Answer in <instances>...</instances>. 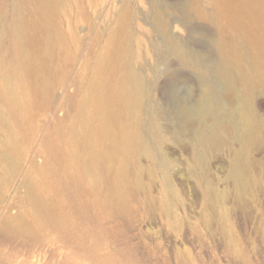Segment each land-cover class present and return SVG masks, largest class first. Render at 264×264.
Masks as SVG:
<instances>
[{
    "label": "rangeland",
    "instance_id": "374dc122",
    "mask_svg": "<svg viewBox=\"0 0 264 264\" xmlns=\"http://www.w3.org/2000/svg\"><path fill=\"white\" fill-rule=\"evenodd\" d=\"M19 1L39 0H0V264H264V0H56L22 46Z\"/></svg>",
    "mask_w": 264,
    "mask_h": 264
},
{
    "label": "bare ground",
    "instance_id": "6f19581e",
    "mask_svg": "<svg viewBox=\"0 0 264 264\" xmlns=\"http://www.w3.org/2000/svg\"><path fill=\"white\" fill-rule=\"evenodd\" d=\"M20 4L21 3L19 1L18 2L19 6L17 7L18 15H17V21L15 20L16 25L14 28V33H15V36L17 38V41H19V43H20L19 45L22 46V42H24L29 37V35L31 34L32 29H33L32 26L34 23L36 24V23H47L48 22L49 13H50L51 9H53L52 7L56 4V0H39L38 4L36 3L34 9H32L31 14L22 13L26 9L22 10ZM30 18H32V19L36 18V21L30 20ZM58 33L59 32H57V31H53L47 37L46 51H50L51 48L54 46L55 41L59 38ZM213 44H214V48L216 49V51L218 53L219 58L211 66L210 72L214 75L213 78L218 79L224 85H228V86L233 85L237 81L235 76H237L238 73L235 72L236 69L233 68V66L229 63V61L227 59L228 55L226 52L227 46L225 44V41H219V40L213 41ZM171 48L175 49L177 51V49L175 48L173 43H171ZM181 56H183V55H181ZM185 57L188 61L191 62L192 66H194L198 70L200 79L207 86V89H206L205 93L203 94L204 95V104H202V106L198 107V111L200 113H207V114H210L212 116L213 124L210 128V132H211L210 136H211L212 140H215V138H217L219 136V133L221 132V128H220L221 127V125H220L221 119H219L218 117L222 113L221 108H222L223 100L221 99L222 100L221 101L219 98L216 97L215 90L210 83V80L208 78L209 76H207L208 75L207 70H203L201 68V66L199 65V63L196 62L197 57L193 54H190V53H189V55L187 54ZM2 89L5 90V88H2ZM248 94H249V91L247 90V88L246 89L244 88L241 90V92L237 96L238 104H237L236 112H234L235 114L239 115L241 118H246V121L249 117V104H248V100H247V98L249 97ZM23 95H24V92L19 87H15L12 90H10V94H9L10 104H11V106L14 105L15 111L17 109L16 106L20 105L23 102V99H24ZM15 104H17V105H15ZM23 104H25V103H23ZM23 104L20 105V107L23 108ZM232 115L234 116L233 112H231V111H227L225 113V116H227V118H228V124L229 125H231L230 122L233 119ZM203 141H205V140H203ZM33 200L37 201V202L41 201L40 197L37 194L33 195Z\"/></svg>",
    "mask_w": 264,
    "mask_h": 264
}]
</instances>
